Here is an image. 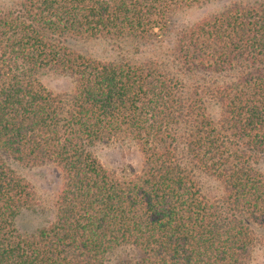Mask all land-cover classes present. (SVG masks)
Segmentation results:
<instances>
[{
	"label": "trees",
	"instance_id": "obj_1",
	"mask_svg": "<svg viewBox=\"0 0 264 264\" xmlns=\"http://www.w3.org/2000/svg\"><path fill=\"white\" fill-rule=\"evenodd\" d=\"M213 1L219 11L174 27ZM91 39L114 57L72 47ZM47 72L72 90H48ZM100 144L135 147L141 166L107 170ZM263 159L264 0L0 8V264H246L264 231ZM43 166L61 175L53 218L23 234L34 190L19 168Z\"/></svg>",
	"mask_w": 264,
	"mask_h": 264
},
{
	"label": "rangeland",
	"instance_id": "obj_2",
	"mask_svg": "<svg viewBox=\"0 0 264 264\" xmlns=\"http://www.w3.org/2000/svg\"><path fill=\"white\" fill-rule=\"evenodd\" d=\"M22 0H0V8H9ZM223 3L213 1L197 5L192 8L182 9L175 14L174 27H188L196 24L203 18L219 11ZM72 47L88 56L98 60H109L114 57L113 46L102 39H91L72 43ZM148 53H146L147 55ZM42 82L46 88L56 94L70 92L73 88L69 78L55 72H47L42 76ZM96 157L104 167L111 172H121L124 169L139 168L141 156L137 149L131 145L100 144L94 149ZM260 169L264 173V159ZM21 175L32 185L34 190V204L24 210L17 220V226L23 234H33L42 226H45L53 218V206L55 197L61 187V175L52 166L20 167ZM205 191L208 195H216L219 185L211 181H205ZM256 247L253 249L246 264H264V231L260 234ZM127 251H117L112 256V263H117L119 258L126 256Z\"/></svg>",
	"mask_w": 264,
	"mask_h": 264
}]
</instances>
